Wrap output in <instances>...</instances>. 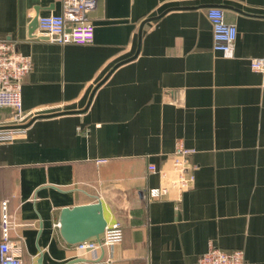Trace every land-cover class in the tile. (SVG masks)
<instances>
[{
	"label": "crops",
	"instance_id": "0c3cea01",
	"mask_svg": "<svg viewBox=\"0 0 264 264\" xmlns=\"http://www.w3.org/2000/svg\"><path fill=\"white\" fill-rule=\"evenodd\" d=\"M210 7L236 24L232 51L213 48ZM61 12L58 0H0V39L33 61L24 118L0 111L15 132L0 144V199L17 253L26 264H190L216 245L264 264V71L252 68L264 58V0H98L92 43L52 42L39 25L31 34L35 18ZM178 144L196 168L183 191ZM162 184L169 194L150 201ZM97 200L124 237L81 254L59 232L60 211Z\"/></svg>",
	"mask_w": 264,
	"mask_h": 264
},
{
	"label": "built area",
	"instance_id": "2783aa9c",
	"mask_svg": "<svg viewBox=\"0 0 264 264\" xmlns=\"http://www.w3.org/2000/svg\"><path fill=\"white\" fill-rule=\"evenodd\" d=\"M62 6L60 14H46L39 17V34L48 40L60 44L76 43L90 44L95 38V26L90 18V12L97 6L98 0H58ZM208 17L213 29V48L215 50L232 51L237 38V26L228 22L225 9L210 7ZM33 61L24 54L18 44L12 40L0 39V111L3 108L15 110V119L22 120V83L25 76L32 70ZM254 70L264 71V58L252 60ZM15 139L12 129L0 128V144ZM193 149L178 144L173 157V167L178 173L174 186L178 190L189 189L194 182L195 165L190 160ZM106 159H100L102 162ZM149 170L156 172L154 164ZM164 174L163 170H160ZM169 194V187L160 185L148 190V199L159 200ZM17 226L13 220L7 198L0 199V264H26L17 253L18 246L12 240L11 232ZM124 228L120 221L109 222L101 239L86 240L74 244L81 254L87 252L100 253L123 240ZM190 264H245L243 249L227 251L212 245L196 261Z\"/></svg>",
	"mask_w": 264,
	"mask_h": 264
},
{
	"label": "water",
	"instance_id": "95a60500",
	"mask_svg": "<svg viewBox=\"0 0 264 264\" xmlns=\"http://www.w3.org/2000/svg\"><path fill=\"white\" fill-rule=\"evenodd\" d=\"M38 25L39 16L35 18L31 25L32 35ZM42 116L45 115L39 114L35 118ZM107 224L108 219L105 215L102 200L65 206L60 211L59 232L63 239L71 245L86 240L101 239Z\"/></svg>",
	"mask_w": 264,
	"mask_h": 264
}]
</instances>
